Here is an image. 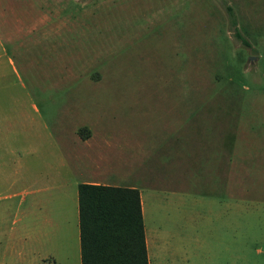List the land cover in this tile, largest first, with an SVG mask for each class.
Here are the masks:
<instances>
[{
  "label": "rangeland",
  "instance_id": "374dc122",
  "mask_svg": "<svg viewBox=\"0 0 264 264\" xmlns=\"http://www.w3.org/2000/svg\"><path fill=\"white\" fill-rule=\"evenodd\" d=\"M103 134L153 166L150 264H264V0H0V264H55L66 158Z\"/></svg>",
  "mask_w": 264,
  "mask_h": 264
},
{
  "label": "crops",
  "instance_id": "0c3cea01",
  "mask_svg": "<svg viewBox=\"0 0 264 264\" xmlns=\"http://www.w3.org/2000/svg\"><path fill=\"white\" fill-rule=\"evenodd\" d=\"M178 124H180L179 121ZM78 140L83 145L84 150L82 151V153L77 154L75 158L72 155L67 156L66 164L68 165V169H72L77 174L79 172V174H82L83 176L81 180L77 182L78 191L77 196L73 199L72 208L69 209L68 207L64 208L62 206H59L51 212V215L53 216V227L46 232L47 237L45 238V248L48 251V254L51 255V257L54 259L55 264H63L68 262L82 264L79 185L82 183H93L111 186L137 187L140 190L142 212L145 225V235L149 256L150 253L147 234L154 233L155 231L157 232L158 228H148L146 223L147 198L144 188L146 186L145 189H154L150 185L152 184V182L150 181V176L151 172L153 173V166L145 165V163L149 162L148 154H145L142 157L140 156L139 158H135L134 155L132 156V154H128L125 151L127 147H131L130 144L120 146L121 149L118 150L117 148L119 146H117V144L115 143L117 141L116 136H110L106 134L91 135L87 138L79 137ZM179 140L180 137L179 134H177L174 143H178ZM129 142L132 141L129 140ZM173 148V158L176 159L171 160V168L177 167L176 176L174 177V179H176L181 161L180 156L176 151L177 144L176 146L173 145ZM155 162V165L159 167L158 169H156L158 175H160V173L162 172L164 173V170H167L170 167V160L169 162H165L163 158L161 159V156H159ZM135 166H140L141 168L140 177L138 178L140 180L139 186L135 185V181L138 180L133 175L135 172ZM145 174L149 178L146 179ZM188 179H190V177H188L187 180ZM162 181V184H164L165 186L171 182L166 179H162ZM67 186L68 184H61L60 188L61 190H63ZM165 186L164 188H166ZM173 190L178 193V189L175 188ZM68 222L69 224H67ZM160 232L165 233L166 231L163 232L162 230Z\"/></svg>",
  "mask_w": 264,
  "mask_h": 264
},
{
  "label": "trees",
  "instance_id": "16d2710c",
  "mask_svg": "<svg viewBox=\"0 0 264 264\" xmlns=\"http://www.w3.org/2000/svg\"><path fill=\"white\" fill-rule=\"evenodd\" d=\"M237 37L238 21L228 6ZM82 264H150L140 190L137 187L79 185Z\"/></svg>",
  "mask_w": 264,
  "mask_h": 264
},
{
  "label": "water",
  "instance_id": "95a60500",
  "mask_svg": "<svg viewBox=\"0 0 264 264\" xmlns=\"http://www.w3.org/2000/svg\"><path fill=\"white\" fill-rule=\"evenodd\" d=\"M253 57H251V59H252Z\"/></svg>",
  "mask_w": 264,
  "mask_h": 264
}]
</instances>
